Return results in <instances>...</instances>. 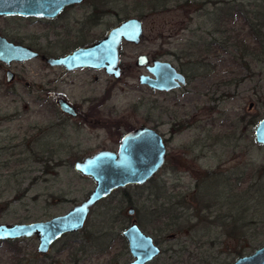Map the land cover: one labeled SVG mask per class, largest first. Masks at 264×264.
I'll return each mask as SVG.
<instances>
[{"label": "rangeland", "instance_id": "1", "mask_svg": "<svg viewBox=\"0 0 264 264\" xmlns=\"http://www.w3.org/2000/svg\"><path fill=\"white\" fill-rule=\"evenodd\" d=\"M187 1L192 6L183 0H103L111 13L83 34L71 15L47 22L0 17V33L14 43L59 55L63 44L89 42L119 19L135 16L141 19L143 40L124 46L125 56L166 50L163 58L176 62L173 54L182 52V62L193 58L215 65L213 73L208 67L209 76L224 83L220 100H203L205 122L188 128L179 121L195 113L196 95L191 104L185 97L173 102L155 94L139 85L135 74L142 69L134 67L114 85L104 107L133 126L157 123L167 146L162 167L144 184L100 199L79 232L60 238L47 255L35 253L34 239L18 241L16 250L0 246V264H126L131 254L121 233L131 222L159 248L146 264H230L236 252L248 255L264 244V145L256 144L252 133L256 121L264 119V46H259L264 0ZM192 36L224 48L182 49ZM10 65L16 78L6 84L7 67L0 64V224L66 214L94 182L75 172L72 163L102 148L116 149L102 146L90 135L93 130L60 126L55 103L60 90L70 103L82 97L79 86L60 83V70L36 59ZM238 76L246 79L237 85ZM103 84L104 78L96 85ZM96 133L104 132L98 128Z\"/></svg>", "mask_w": 264, "mask_h": 264}, {"label": "water", "instance_id": "2", "mask_svg": "<svg viewBox=\"0 0 264 264\" xmlns=\"http://www.w3.org/2000/svg\"><path fill=\"white\" fill-rule=\"evenodd\" d=\"M78 0H0V16H33L54 17L62 6ZM140 21L137 18H126L116 23L101 39H96L91 45L80 46L72 50L70 55L42 57L47 65L78 66L104 69L112 77L120 74L118 53L123 40L132 44L140 42L142 33ZM35 51L25 45L14 44L4 36H0V61L8 64L11 61L22 62L37 57ZM136 66L144 65L145 56L139 55ZM61 64V65H60ZM150 75H139L138 81L154 90H165L177 86L182 77L168 62L153 60L146 66ZM12 74L7 71V80ZM178 80V81H177ZM58 107H64L60 99ZM253 132L256 144L264 145V120L257 121ZM115 150L102 149L91 155L82 157L72 163V168L84 178L93 180V187L80 203L69 208L66 214L51 216L46 220H35L14 224H0V240H15L35 236L37 251L44 253L51 243L57 241L62 234L77 232L85 224L90 208L100 199L108 197L112 191L122 187L140 186L162 167L166 157V144L161 134L150 127L140 126L133 129L120 139ZM133 210H129L131 215ZM121 236L127 242L130 261L126 264H146L160 253L151 238L131 222V226L122 230ZM230 264H264V244L250 254L236 257Z\"/></svg>", "mask_w": 264, "mask_h": 264}, {"label": "flooded vegetation", "instance_id": "3", "mask_svg": "<svg viewBox=\"0 0 264 264\" xmlns=\"http://www.w3.org/2000/svg\"><path fill=\"white\" fill-rule=\"evenodd\" d=\"M103 0H78L77 2H72V3H68L67 5H64L61 7L60 12L57 13V15H55L54 17H36L34 18L33 16H5V17H20V18H32L34 20L38 19V20H45L46 22L49 20H57L58 17H61L63 15H71L74 17V19L77 21V25L79 26V29L77 30L78 34L79 32H82V34L84 33L83 31H90V29L96 24L97 20H99V22L101 21L102 17L105 16L107 13L108 15L111 13L112 9L109 5H107V2H102ZM216 3H220L219 0H216ZM183 5H187V6H192L191 2L188 3L187 0H183ZM190 4V5H189ZM218 8H221L219 6H217L215 9L218 10ZM157 7L155 5H153V10H156ZM184 9V7H183ZM197 10L200 9V7L196 8ZM218 11H221V9H219ZM160 12V11H159ZM3 17V16H0ZM134 18L139 19L140 21V25H141V29H143L142 27V23H141V19L135 16H132ZM131 17V18H132ZM126 18L129 17H125V18H121V20L119 19L118 21H116L114 24H111L110 27H108L106 29V32H104L103 34H101L100 37H97L95 39H91L89 42L88 41H84V42H80V44L78 43H73V44H63L65 46H60V53L59 55L62 56H66V55H70V53L72 52V50H74L75 48H80V46H86V45H91V43H93V41H95L96 39H101V37H103L105 35V33L108 32V29H110L113 25H115L118 22H121L122 20H125ZM248 34H251V28L249 27V32ZM253 35V34H252ZM0 36H4L2 33H0ZM253 37V36H252ZM255 37V36H254ZM262 39L259 41V46L262 47L264 46V31H263V35L261 36ZM143 31L140 35V42L143 40ZM4 39H7L8 41H11L14 43V41L10 40L7 38V36H4ZM255 39V38H253ZM16 44H20V43H14ZM138 43H131L129 41H125L123 40L122 43H120V48H119V53H118V67H119V72L120 74L118 75V77L114 78L112 77L111 74L107 73L103 68L102 69H95V68H90V67H81L79 68L78 66L74 67V66H66V65H61L60 67L58 66H50L47 65V63L45 62V60L42 58L44 56L45 57H49V56H59L58 54L55 55H46L44 53H41L38 49H36L35 46H25V47H29L31 50L35 51L36 54L38 55L37 57L31 58V59H36L39 62L43 63L44 65H47L48 67H52V68H57L58 70H60V83L63 84L64 86H69V89H72V87H78V90L80 91V94L82 95V97L80 98L79 102H72L70 103L68 101V96H66V94L63 92L62 88L60 90V103L63 102V104H65L64 107H59V111H60V126L62 125H68L71 128H75V130H89L95 132L94 134H90L93 135V137L95 138H100L101 142L103 144H101L102 146H110V147H115L116 149L118 148V144L120 139L123 137V135L127 134L128 132L132 131L133 129H137V127L140 126H146V127H150L152 129H154L156 131V133L160 134V132H158L157 130V123L154 122V125H150L147 122H139L137 123V126H133L127 123V121L123 118V115L116 116V114H114V110L113 108H109V107H104L106 106L105 104L107 102H109L110 97L112 96L111 92L114 89V85H118L119 81H123L124 78H128V74L131 73V70H134V67L137 69H142V72L136 73L135 74V78L136 81L139 83V85L143 86L144 89H148L151 92H154L155 94H162V96L166 97L167 99L170 98L171 101H177L178 99L181 98L182 100H185L186 98H188V101H190L189 103H193V96L196 95L197 100L193 107V112H191L190 114H187V117L179 122L184 123L183 126H188V128H190L191 126H194V124H196L195 126H197L198 124H200V126L202 125L204 121V118L202 117L204 113H206L205 111V107L203 106V102L206 101L207 97L208 100H220L223 91H220L221 86L223 81L218 82L219 80L216 78H213V80H211L212 76H209V68L211 67V73H213V70H215V65L210 64L209 66L206 64V62L204 61V59H198V60H193V58H191L190 56H188L187 58H191L188 59L187 62H182L181 58L184 57L182 56L183 53L181 54H173V56L177 59L176 62L172 61V60H167L164 59L163 56H165L164 54L167 53L166 50L163 53H158L155 54V56H148L145 53L142 54V52H135V53H131L129 54V56H125V51L123 49L124 46L128 45V46H136ZM23 45V44H21ZM258 45V44H257ZM183 46L187 48H190L189 50L193 51H206L208 52L209 49H222L224 48L222 46L221 43L216 42V41H205L203 39H200L199 36L195 37H191L189 39H186L185 44H182L181 48L183 49ZM251 47L256 46V44H252L250 45ZM250 48V47H249ZM139 55H142L143 57L145 56L147 62L144 65L141 66H136L135 63L137 62L136 59ZM127 58V60H125ZM31 59H28L31 60ZM155 60H159V61H164V62H168L171 67L176 71L175 73L179 74L182 77V81H178L177 82V86H175L174 88L168 89L167 91L165 90H154L152 88H150L149 86H145L144 84L140 83L138 81V76L139 75H150L149 71L147 70L146 66L150 65L152 61ZM26 61V60H25ZM26 61V62H28ZM14 61L9 62L7 65L4 64L3 62L0 61V64L4 65V67H7L6 70L3 71L4 74V78H6L5 82L6 84H8L10 81L15 80V73L14 70H12V67H10L11 63H13ZM24 62V61H22ZM15 63V62H14ZM21 63V62H18ZM16 64V63H15ZM7 71H9L12 76L11 79L7 80ZM104 78V84L103 86L98 87L96 84L98 83V81L100 79ZM246 79L245 77H239L235 80L236 84H240L241 80ZM223 80V79H222ZM211 82V85H210ZM222 82V83H221ZM224 84V83H223ZM235 84V85H236ZM24 86H26V88H29V84L27 82L24 83ZM99 89V92L98 91ZM210 92V93H209ZM210 95V97H209ZM185 97V99H184ZM55 100L56 101L58 100ZM180 99V102H185L182 101ZM204 100V101H203ZM155 102V101H154ZM157 104V102H155ZM57 105V103H56ZM85 105V107L83 106ZM58 107V105H57ZM252 104L249 103L248 104V109L252 110ZM186 115V114H185ZM184 115V116H185ZM249 115H251V113H244L241 116H247L250 117ZM252 116V115H251ZM263 119V118H260ZM259 119V120H260ZM258 120V121H259ZM264 120V119H263ZM156 123V125H155ZM180 123V124H181ZM257 123V121H256ZM256 123L253 126V132H254V127L256 125ZM159 124H161V122H159ZM179 128L182 125H178ZM101 129L104 133L103 135H98V133H96L97 129ZM252 132V133H253ZM90 135H88L89 138H93ZM161 137L163 139V142L165 144V138L163 137V135L161 134ZM254 140V138H253ZM78 145V144H77ZM76 146V145H75ZM104 149V148H102ZM116 149H109V150H115ZM93 154V153H92ZM91 155V154H90ZM166 155V154H165ZM167 156V155H166ZM26 222V221H25ZM25 222H19V223H25ZM29 222V221H27ZM85 222V221H84ZM12 223V222H11ZM16 223V222H14ZM12 223V224H14ZM4 224H10V223H4ZM1 224V225H4ZM85 225V224H84ZM83 227V226H82ZM76 232V231H75ZM79 232V230L77 231ZM76 232V233H77ZM69 233H74V232H68L67 234H62V236H60V238L64 237V236H68ZM59 238V239H60ZM29 239H34L36 245V249H37V239L35 238V236H31V237H27L26 239L24 238H18L15 240H0V246H8V248H11L13 250H16L17 247L15 248V245L18 241H24L26 242V240ZM58 239V240H59ZM57 241H54L53 243H51L49 245V247L47 248V251L44 253H40L35 249V253L40 255V256H44L48 254L49 249L52 247V245ZM65 249V248H64Z\"/></svg>", "mask_w": 264, "mask_h": 264}, {"label": "trees", "instance_id": "4", "mask_svg": "<svg viewBox=\"0 0 264 264\" xmlns=\"http://www.w3.org/2000/svg\"><path fill=\"white\" fill-rule=\"evenodd\" d=\"M235 254L237 255V257H239V255H240V252H236Z\"/></svg>", "mask_w": 264, "mask_h": 264}]
</instances>
